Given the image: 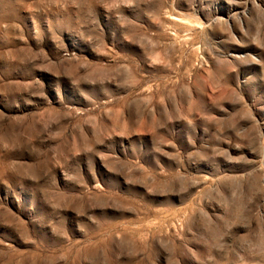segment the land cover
<instances>
[{
	"label": "rangeland",
	"instance_id": "obj_1",
	"mask_svg": "<svg viewBox=\"0 0 264 264\" xmlns=\"http://www.w3.org/2000/svg\"><path fill=\"white\" fill-rule=\"evenodd\" d=\"M0 264H264V0H0Z\"/></svg>",
	"mask_w": 264,
	"mask_h": 264
}]
</instances>
